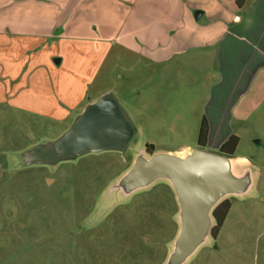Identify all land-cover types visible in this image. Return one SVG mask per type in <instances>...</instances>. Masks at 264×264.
<instances>
[{
	"label": "rangeland",
	"instance_id": "rangeland-1",
	"mask_svg": "<svg viewBox=\"0 0 264 264\" xmlns=\"http://www.w3.org/2000/svg\"><path fill=\"white\" fill-rule=\"evenodd\" d=\"M111 44L115 53L90 93L110 92L134 126L124 151L28 163L27 152L71 123L0 109V264H168L181 226L171 183L158 179L127 193L119 181L137 156L149 157L146 145L153 155L197 147L216 63L194 56L189 68L166 69L123 50L121 40ZM230 129L239 139L232 171L248 184L218 201L230 208L217 236L178 264H264V99ZM214 142L204 149L218 152Z\"/></svg>",
	"mask_w": 264,
	"mask_h": 264
},
{
	"label": "crops",
	"instance_id": "crops-1",
	"mask_svg": "<svg viewBox=\"0 0 264 264\" xmlns=\"http://www.w3.org/2000/svg\"><path fill=\"white\" fill-rule=\"evenodd\" d=\"M242 1L238 10L234 0H2L0 109L72 123L107 92L90 88L121 40L123 50L166 69L189 68L194 56L216 63L202 117L205 148L217 140L218 150L230 124L247 121L264 99V0Z\"/></svg>",
	"mask_w": 264,
	"mask_h": 264
},
{
	"label": "water",
	"instance_id": "water-1",
	"mask_svg": "<svg viewBox=\"0 0 264 264\" xmlns=\"http://www.w3.org/2000/svg\"><path fill=\"white\" fill-rule=\"evenodd\" d=\"M134 133L114 96L106 92L87 104L59 138L27 152V162L55 164L91 152H121ZM158 179L171 183L179 205L181 226L168 264L182 263L193 254L210 235L213 207L225 195L238 194L248 184V178L232 171L231 158L195 147L183 157L167 153L137 156L119 186L128 193Z\"/></svg>",
	"mask_w": 264,
	"mask_h": 264
},
{
	"label": "trees",
	"instance_id": "trees-1",
	"mask_svg": "<svg viewBox=\"0 0 264 264\" xmlns=\"http://www.w3.org/2000/svg\"><path fill=\"white\" fill-rule=\"evenodd\" d=\"M236 6L238 7V10H241L243 7V1L242 0H234ZM207 137H208V123L206 118L203 116L201 118L198 136H197V147L199 148H205L207 143ZM239 142V139L236 135L231 134L229 135L220 145L218 152L232 158L234 155V152L236 150L237 144ZM153 146L152 145H146V151L148 154L153 153ZM230 208V201L228 199H223L219 203H217L212 211L211 215L213 217L214 224L212 228L210 229V235L211 237H216L225 218L228 213V210Z\"/></svg>",
	"mask_w": 264,
	"mask_h": 264
}]
</instances>
